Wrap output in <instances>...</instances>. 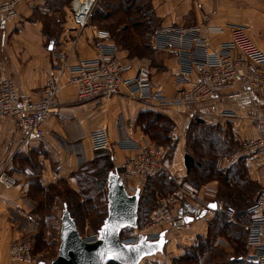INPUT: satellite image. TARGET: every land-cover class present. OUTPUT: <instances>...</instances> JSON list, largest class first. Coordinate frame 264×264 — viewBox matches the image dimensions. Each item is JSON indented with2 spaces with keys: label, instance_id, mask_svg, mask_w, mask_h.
Segmentation results:
<instances>
[{
  "label": "crops",
  "instance_id": "1",
  "mask_svg": "<svg viewBox=\"0 0 264 264\" xmlns=\"http://www.w3.org/2000/svg\"><path fill=\"white\" fill-rule=\"evenodd\" d=\"M34 1L38 0L18 4L15 17L0 22V81L8 77L20 96L37 98L45 83L51 77H57L59 90L41 136H28L13 118L0 120V171L11 175L15 182L12 187L0 182V264H9L8 249L15 240L36 229V224L31 221L37 205L30 195L31 181L36 179L40 185L47 186L66 178L72 186L73 174L79 167L102 156L112 163L111 171L118 170L133 155L132 150L122 149L118 142L145 136L137 125L139 113L156 111L173 121L171 135L176 139V145L174 157L168 162V173L177 183L183 182L186 174L184 134L189 122L198 119L206 125L229 123L236 138L244 142L257 135L254 120L257 116H264V101L257 94H223L197 102L182 111L162 109L126 95L78 101L75 87L66 83L69 75L64 64H76L95 55L92 30L84 27L81 32L77 28L69 34L61 33L58 41L54 40L48 46L42 24L30 18ZM148 1L156 18L147 41L151 54L129 56L130 51L113 37L110 42L117 46L120 62L131 66L126 75H131L140 66L146 67L151 80L167 95H172L177 86H188L190 82L187 81L188 76L179 75L172 48L160 50L152 47L151 36L155 30L196 29L195 36L207 39L211 47L216 48L229 39L227 26L239 24L248 28L250 38L264 52V0ZM116 121L123 128H118ZM103 127L108 131L111 148L95 153L90 145V133ZM245 164L250 178L259 184V188L263 187V170H257L253 163ZM27 166L35 171V176L24 173L23 168ZM209 183L213 185L216 182ZM201 220V217L195 218L189 224L193 231L186 230L188 239L192 240L198 233L205 234L207 222L200 224Z\"/></svg>",
  "mask_w": 264,
  "mask_h": 264
},
{
  "label": "built area",
  "instance_id": "2",
  "mask_svg": "<svg viewBox=\"0 0 264 264\" xmlns=\"http://www.w3.org/2000/svg\"><path fill=\"white\" fill-rule=\"evenodd\" d=\"M26 0H0V22L15 17L16 7ZM90 1L80 13L79 27L85 25V19L91 11ZM81 14V16L78 15ZM198 30L177 29L163 32L155 30L151 36L154 49L172 48L176 56L179 75L188 76V86H177L172 95L165 94L152 80L146 67L140 66L131 75L128 64L120 62L117 46L110 42L111 34L107 29L94 28L95 55L79 60L76 64H64L68 71L67 84L75 87L78 101L126 95L135 100L152 104L162 109L182 111L197 102L220 95L237 96L239 94H257L264 101V52L258 48L248 33V28L239 24H229V39L212 48L207 39L195 36ZM191 76V78H190ZM59 78L51 77L37 98L20 96L13 81L5 77L0 81V120L13 118L28 136H41L43 124L52 112ZM257 135L241 143L226 159L217 158L215 167L225 168L239 159L253 163L264 176V116L254 120ZM118 128H123L116 121ZM90 145L94 151H108L111 141L106 127L90 133ZM122 149L133 151V155L118 169L126 191L134 193L144 183L157 175L169 172L168 161L161 145L147 136L140 139H122L118 142ZM27 176H35L29 166L23 168ZM260 173V172H259ZM132 180V187L125 181ZM0 182L7 187L14 186V178L0 171ZM217 188L209 182L195 187L180 183L175 190L156 199L148 219L141 217L136 227L125 228L120 240L124 244H135L141 236L155 240L161 232L181 229L187 225L186 218L201 217L211 211L210 202H216L217 209L227 218L233 219L235 210L217 200ZM248 221L245 227V260L264 264V186L256 190L252 202L246 207ZM97 238L95 236L92 240ZM84 239V238H83ZM85 240V239H84ZM86 241V240H85ZM9 264H37L33 255V246L29 241L16 240L8 249Z\"/></svg>",
  "mask_w": 264,
  "mask_h": 264
},
{
  "label": "rangeland",
  "instance_id": "3",
  "mask_svg": "<svg viewBox=\"0 0 264 264\" xmlns=\"http://www.w3.org/2000/svg\"><path fill=\"white\" fill-rule=\"evenodd\" d=\"M26 1L29 2L30 0ZM85 1L88 5L89 2L93 0ZM79 2L80 0H75V7H77L78 11L81 10ZM137 5L141 8V11H146V7H148L146 0H96L92 4L91 11L85 19V25L79 27L80 20H78L75 14L73 0H38L33 2V12L30 18L40 21L43 26L42 31L47 40L52 37L53 41H58L61 33H64V35L69 34L71 30H76L77 28L79 29V32H81L82 29L86 27L89 30H93L94 28L107 29L110 32L111 37H115V40L118 37L117 33L122 29H126V34L132 35L135 42L139 43L141 39L140 37H137V30L140 28L143 29L150 24L154 26L156 22L152 20V17L149 21L147 17H142L143 15L137 13V15L130 18H125V16H123V9L127 6H130L131 9H135ZM96 12L97 14H95ZM80 13L82 12L80 11ZM138 25L140 26L138 27ZM150 33L151 32H147L145 34L146 41L148 40ZM70 39H75V37H71ZM46 43L48 45V41ZM139 47L141 46L139 45ZM141 54H143L142 56H149L151 52H148V49H140L139 51H131L128 53L129 56H139ZM154 142L157 143L156 140ZM175 145L176 139L174 136L173 140L161 145L168 162L174 157ZM229 155L230 153L225 156H219L218 158L226 159ZM85 166H82L80 170H77L73 174L75 179L72 186V182L68 181L66 178H61L56 181V183L51 184L50 187H47L45 194L35 191L32 186L30 195L37 202V205L34 207L35 211H33V214L31 215V221L36 224V229L35 231L22 236V239L20 240H26L32 244L35 261H44L48 263L57 255L60 243L59 232L61 226V214L64 205L67 207L66 201L70 206L73 205L71 202H75V205L80 204L81 206V209L78 212L76 210V213L74 214L76 219L75 224L80 236L86 241H90L98 235V230L107 215L108 172L104 170L100 174L93 175L92 173H88L86 170L87 167L84 168ZM165 180L166 179H163L162 175H157L153 178H149L139 189L141 200L139 197L138 221L141 220V217L148 219L149 213L151 214V210L156 206V199L171 192L168 184L164 183ZM173 181L176 185L174 189H176L180 183H177L175 180ZM125 185L132 187V180L127 179ZM213 185L216 186V188L218 186L217 183H214ZM127 190L129 194H133L131 189ZM216 199L218 198L216 197ZM218 200L222 203L225 202L220 198ZM86 202L91 203L93 206L92 210H87L86 207L89 204ZM233 208L235 207L233 206ZM235 212L236 215L233 219L224 217L231 223V225H235L239 229H244L246 222L238 220V213L237 211ZM208 217L210 220L212 215H209ZM204 219L200 221V224H204V221H206ZM190 226L191 225H188L178 230H168L167 236L165 235L167 243L163 249L151 256L142 258L138 264H175L177 258L184 253L185 249L190 248L194 243L196 244L198 235L204 236L206 234L205 231V234L198 233L193 236L192 240L188 239L189 236L186 235V230L193 231L190 229ZM124 231L125 230L122 232L123 234ZM214 244L215 246H219L220 249L218 248V250L222 252L223 257L215 256L211 261L212 264H228L231 260L230 258L233 257L235 253L234 245L230 239L218 236Z\"/></svg>",
  "mask_w": 264,
  "mask_h": 264
},
{
  "label": "trees",
  "instance_id": "4",
  "mask_svg": "<svg viewBox=\"0 0 264 264\" xmlns=\"http://www.w3.org/2000/svg\"><path fill=\"white\" fill-rule=\"evenodd\" d=\"M146 1L148 3L146 11H141V8L138 7V5L135 9H131L130 6H127L122 10V13L124 14L123 16H125V18H130L139 14L143 15L142 17H147L149 21L152 17V20L156 22L153 9L149 1ZM95 14H97V12ZM139 26L140 25H138V27ZM152 30V24L145 26L143 29H138L137 37H140L141 39L138 43L135 42L132 35L126 34V29H122L117 33L118 37L116 38V42L130 52L139 51L140 49L145 50L149 47L145 34L147 32H152ZM113 38L115 37L113 36ZM51 44H53L52 37L48 38V46ZM139 45L141 47H139ZM137 125L145 136L153 142L156 140L159 145H163V143L173 140L171 132L174 123L171 118L165 114L150 110L141 112L137 117ZM184 138L185 150L183 164L186 174L181 183H187L196 187L204 182L215 181L218 185L217 198L225 201L223 202L224 205L234 206L236 208V210L235 208L234 210L238 213L237 219L247 222L248 215L246 214V207L252 202L254 197L253 194H255L256 190L259 188V184L250 178L245 161L242 159H239L236 163L226 168L218 169L215 167V160L219 156H225L229 153L232 154L242 143L236 138L232 126L229 123L225 125H206L202 120L196 119L195 121L188 123ZM94 152L100 153L105 151ZM82 166H85L84 168L87 167L86 170L88 173H92L93 175L100 174L104 170L109 173L113 167L108 158L104 156L95 158L87 164H82L78 170H80ZM161 175L163 176V179H166L164 183L168 184V187L170 188L169 190H171V192L175 190L174 188L176 185L173 181L174 178L170 177L169 173H163ZM32 186L35 191L45 194V190L51 185L42 186L39 181L35 179L32 180ZM66 203L67 209L75 222L76 219L74 214L76 213V210L78 212L81 209V206L80 204L75 205V202H71V204H73L71 206L67 201ZM86 203L89 204L86 207L87 210H92L93 206L91 203ZM209 215H212L210 220L208 217ZM224 216L225 215L222 212L212 210L201 216L202 219H207L206 234L204 236L198 235L196 244L194 243L190 248L185 249L184 253L177 258L175 264H212L211 261L215 256L223 255L222 252L218 250L219 246H215L214 244L218 236L230 239L234 245L235 253L233 257L230 258L231 260L228 264H255L244 258L246 253L245 228L239 229L237 226L231 225V223L226 220V216ZM191 222L187 223L186 226ZM167 231L168 230L164 231L165 235H167ZM122 232L123 230L121 233ZM121 233L120 235L123 234ZM110 263L117 262H109L108 264Z\"/></svg>",
  "mask_w": 264,
  "mask_h": 264
},
{
  "label": "water",
  "instance_id": "5",
  "mask_svg": "<svg viewBox=\"0 0 264 264\" xmlns=\"http://www.w3.org/2000/svg\"><path fill=\"white\" fill-rule=\"evenodd\" d=\"M139 197L138 189L133 194L126 191L118 170L110 171L107 176V215L97 238L91 242L85 241L64 205L57 255L48 263L38 261L37 264H138L142 258L161 251L167 243L164 232L155 240L141 236L135 244H124L120 240L122 230L137 225ZM208 208L216 210V202H210ZM185 220L191 222L193 218L187 217Z\"/></svg>",
  "mask_w": 264,
  "mask_h": 264
},
{
  "label": "bare ground",
  "instance_id": "6",
  "mask_svg": "<svg viewBox=\"0 0 264 264\" xmlns=\"http://www.w3.org/2000/svg\"><path fill=\"white\" fill-rule=\"evenodd\" d=\"M79 4H80V7H82V6H84L86 4V1L85 0H80ZM73 5L75 6V0H73Z\"/></svg>",
  "mask_w": 264,
  "mask_h": 264
}]
</instances>
